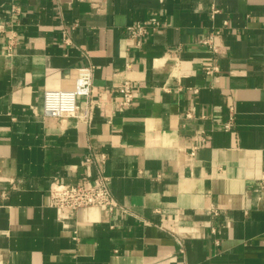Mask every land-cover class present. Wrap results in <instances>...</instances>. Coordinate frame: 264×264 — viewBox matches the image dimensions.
<instances>
[{
  "label": "crops",
  "instance_id": "obj_1",
  "mask_svg": "<svg viewBox=\"0 0 264 264\" xmlns=\"http://www.w3.org/2000/svg\"><path fill=\"white\" fill-rule=\"evenodd\" d=\"M0 27V264H264V0H0ZM85 65L92 121L44 115ZM91 150L122 208L60 215L50 184L91 182Z\"/></svg>",
  "mask_w": 264,
  "mask_h": 264
},
{
  "label": "built area",
  "instance_id": "obj_2",
  "mask_svg": "<svg viewBox=\"0 0 264 264\" xmlns=\"http://www.w3.org/2000/svg\"><path fill=\"white\" fill-rule=\"evenodd\" d=\"M220 9L212 3V17ZM22 10L18 6L12 9L11 24L19 20ZM160 21L151 17L145 21H138L128 26L130 34L134 37H142L148 34L151 29L157 28ZM0 30L2 28L0 27ZM221 36L220 30L212 31L208 36L202 37L199 42L208 47L213 53H220L221 44L217 40ZM17 45L16 33L9 36L8 50L11 52ZM219 65L216 63L207 64L204 71L207 74L219 72ZM135 85L132 79L126 78L112 90L119 93L120 99L117 105L120 109L132 105L135 101ZM94 95V68L83 66L78 68V76L73 89H46L43 94V114L49 117L64 118L76 117L79 121L90 123L93 118V111L96 102ZM85 103V104H84ZM232 108V107H231ZM231 122L226 124L230 129ZM194 155V153H193ZM106 160V154L91 150L84 158L86 164L96 167L93 180L90 182L87 175H83L76 183H65L53 181L49 187V205L54 207L62 215L66 210H78L83 207H99L107 211H115L122 206L114 197L111 191L110 178L104 173L102 165ZM218 214L217 210H212Z\"/></svg>",
  "mask_w": 264,
  "mask_h": 264
}]
</instances>
